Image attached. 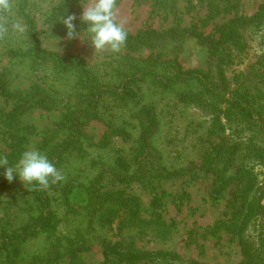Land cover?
Here are the masks:
<instances>
[{
	"label": "rangeland",
	"instance_id": "rangeland-1",
	"mask_svg": "<svg viewBox=\"0 0 264 264\" xmlns=\"http://www.w3.org/2000/svg\"><path fill=\"white\" fill-rule=\"evenodd\" d=\"M64 1L76 4L81 20L89 0H17L16 17L27 29L0 41V156L14 166L24 151L47 155L53 145L73 139L63 125L72 110L89 105L91 90L79 88L80 72L73 64L60 66L70 60L83 63L97 83L111 86L123 70L133 72L143 83L144 100L117 102L111 113L107 107L114 95L106 94L95 107L100 119L81 120L84 146L71 147L58 168L65 177L62 186L73 183L75 192H55L61 224L50 236L27 239L21 264H243L239 228L244 222L243 234L261 248L259 264H264V19L249 20L264 8V0H118V19L133 35L148 30L168 35L196 25L218 40L233 25L242 42L214 51L188 35H168L137 49L126 45L120 53L95 52L86 29L77 26L82 38L69 40L63 22L52 18ZM48 53L60 60L55 63L44 56ZM195 70L204 76L180 78ZM235 94L253 99L259 120L251 122L230 109L228 100ZM16 109V126L9 128L6 115ZM250 137V147H237L227 182L222 166L217 174L202 169L203 156ZM4 171L0 168V248L6 255L12 241L6 245V236L29 221L33 185L15 174L9 183ZM96 190L102 207H88ZM111 209L118 212L102 219ZM164 229L168 232L160 236ZM109 247L124 255H147L125 259ZM160 252L176 259L161 260L155 256Z\"/></svg>",
	"mask_w": 264,
	"mask_h": 264
},
{
	"label": "trees",
	"instance_id": "trees-1",
	"mask_svg": "<svg viewBox=\"0 0 264 264\" xmlns=\"http://www.w3.org/2000/svg\"><path fill=\"white\" fill-rule=\"evenodd\" d=\"M75 5L76 4H72V3H68L67 1H64V3H62L58 8H56L54 12V16L52 17L53 21L56 24H60L64 16L65 18L67 15L76 16V12L74 9ZM263 19H264V8L263 7L260 8L254 14V16L249 18L250 21H254V22H258ZM73 23L78 28H82V29L87 28V25L84 24L78 18ZM33 27H34V24L32 23L31 29H33ZM180 34H185V35H188L189 37H193L197 39V41L201 45H206L210 47V49H213L214 51H218L219 48L222 46V44L227 43V42L233 43V46H239V47L242 46L240 34L237 31V28L234 27L233 25L229 26L226 30H224L222 33V38H219L218 40L213 39L212 36H205L196 25H193L192 28H186L182 30L181 32H178L175 29H171L168 32V35L174 38ZM168 35L166 33H159L154 30L142 31L136 35H133L130 31H128V39H127L126 45L133 49H137L140 46L150 45L158 40H161L163 37H168ZM33 41L35 42V47L37 48V51H39L40 50L39 42L37 41L36 38H34ZM11 55H15V54L11 53ZM44 56L52 57L55 63L57 62V60L58 61L60 60L59 55L56 53H48L47 55L45 54ZM69 64H73L72 68L80 72L79 79H77L79 88L81 87L85 88V85H87L89 86L91 90V94H90L89 105L87 104L86 107L82 105L72 110L69 114V119H68L69 122L66 123V125H63V128L67 126V128L71 130V133L74 134L72 135L73 139L71 141L66 140L64 142H59L53 145L52 148L47 153L48 159L56 166L57 169L62 164L64 155L73 149L71 147H74L76 149L83 148L84 146V141H83L84 135L83 134L84 133H83L82 127L84 123L81 122V120L82 119L89 120V118L90 119H100V115H98V112L95 110V107L99 103L103 102L102 98L104 95L112 94L115 96L111 98L112 103L109 105V107H107L111 113L113 112L114 109H116L117 102H121L123 103V105H125L127 103H130L129 101L131 100L139 99L140 102L144 100L143 89H141V84L143 83H140L141 79H139L138 77H135V74L133 72L124 71L122 69L123 74L121 73V79H120L121 81L118 80L120 81L118 84H117L118 81H116L115 83H113V86H111V85H107L104 83H97L93 78L89 77L92 74L88 72L86 68L84 67L83 63H79L77 59L70 60L66 63H63L60 66L67 67ZM149 66L152 67L151 65L147 64V68ZM166 66H168V64H166ZM203 76H204V73L201 70H195L192 72L180 74V78L183 80L197 79V78L201 79ZM135 84L136 85L139 84L137 88L136 86L134 87ZM1 89L6 95L8 94V89L5 84L1 85ZM220 89L221 91L226 90L225 87L220 88ZM192 96L197 97L198 95L193 94ZM228 104L232 111L239 112L240 115H242L245 118H248V120L250 119L251 122H254V119L259 120L258 118L255 117L256 112L253 107V104H254L253 99L247 96H244V97L237 96L235 94L233 95L232 100L230 99L228 100ZM142 108L143 107L139 109L140 112ZM150 110L148 112H150L153 115V119L156 120V113L153 112L151 108ZM18 114H19V109H16V110L10 111L6 115V123L9 128H14L16 126V122H17L16 119H17ZM221 116L223 115L221 114L218 115V113L214 115L216 119L218 118L221 119L220 118ZM251 139H253V137H250L246 142L229 141L228 143L230 145H228V148L225 151H223L224 146L221 145L217 151L206 154L205 156L202 157V162H201L202 169L206 170L207 172H212L216 174H217V171L220 169L221 176L223 177L224 182H227L228 180L225 177L226 176L225 174H227L228 172L227 169H230V166L233 164L232 161L235 159L234 155L238 153L237 147L240 148L242 145L250 147L253 141ZM17 146L19 145L16 144L15 148H17ZM11 155H13V153H11ZM221 166L223 167L222 169L219 168ZM118 168L119 167L117 165L115 167V170H117ZM237 175H239V173ZM95 180H97V178ZM63 181L57 184L50 185V187L47 190H43V191L38 190V186L33 185L31 187V189L29 190L30 195H31L30 196L31 203L26 208L27 214L30 216L29 221L17 233H12L13 235L6 236V245H8L7 239L11 237L10 240L12 241H10L9 245L7 246V247H10L11 250H6V255H5V253L2 252L3 249L0 248L1 250L0 263L1 264H8L9 262L10 264H21L20 258L22 257V254H23L22 245H24V242L27 239L31 237H36L37 235H40V234H46L50 236L55 231L56 227L61 224L62 217L59 215L60 209H61V206H60L61 201L58 199V197H56V195L61 190L68 191L67 196H71V194L75 192L73 190L74 186L71 185L73 183H70V184L67 183L66 186H62ZM91 187H88V188H91ZM91 193L93 195H92V198L90 197L88 200V207H97L98 205V208H101L102 201L101 200L100 202L98 201L99 198H101L99 194L97 195L98 191L96 190ZM95 199H97L98 203L93 202V200ZM66 201L67 203H69V198H67ZM253 207H254L253 203H250L249 210L251 214L252 212H254ZM255 209L259 211L258 207H255ZM112 212L115 215L118 211L111 209L108 211L107 216L106 214L102 216V219H105V221L108 219H112L111 216H114V215H111ZM135 216L138 217L137 214ZM98 218L100 219L101 216ZM130 222H133V219H130ZM132 224L133 226L135 225L141 226V223L139 224L132 223ZM247 226H248V222H244L242 224V227L239 228L240 243L244 246L243 254H244L245 259L243 261V264H259V258H261L262 256V251H261V248L255 246V241L253 239H250L247 235L243 234V231L247 228ZM160 232H161L160 236H165V234L168 232V229L161 230ZM109 248L111 249V247ZM111 250H113V248ZM113 253L120 254V253H117L115 249L113 250ZM145 255L147 254H144L141 252H132L127 255L120 254V256L125 259H128V258L140 259L141 257ZM155 256H157L161 260H168V258L176 259V257H173L172 254H168L166 252L157 253L155 254ZM33 258L36 260L39 257L34 256Z\"/></svg>",
	"mask_w": 264,
	"mask_h": 264
},
{
	"label": "clouds",
	"instance_id": "clouds-1",
	"mask_svg": "<svg viewBox=\"0 0 264 264\" xmlns=\"http://www.w3.org/2000/svg\"><path fill=\"white\" fill-rule=\"evenodd\" d=\"M16 6L17 0H0V41L10 33L23 34L27 29L23 20L16 17ZM83 7L80 19L87 25L84 32L90 37L95 52L120 53L126 47L128 30L125 21L118 19V0H89ZM76 19L75 15H67L61 20L69 40L82 38L73 23ZM0 168L5 169L4 177L9 183L15 174L25 185L38 186L41 191L65 179L47 155L35 149L24 151L14 166H9L7 156H0Z\"/></svg>",
	"mask_w": 264,
	"mask_h": 264
}]
</instances>
